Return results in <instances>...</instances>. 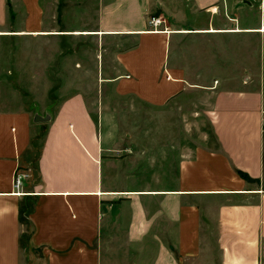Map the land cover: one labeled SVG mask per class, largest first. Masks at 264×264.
<instances>
[{
    "label": "crops",
    "instance_id": "1",
    "mask_svg": "<svg viewBox=\"0 0 264 264\" xmlns=\"http://www.w3.org/2000/svg\"><path fill=\"white\" fill-rule=\"evenodd\" d=\"M248 1L0 0V81L33 38L34 65L67 82L36 107L0 91V264H264V9ZM187 104L210 129L190 142Z\"/></svg>",
    "mask_w": 264,
    "mask_h": 264
},
{
    "label": "rangeland",
    "instance_id": "2",
    "mask_svg": "<svg viewBox=\"0 0 264 264\" xmlns=\"http://www.w3.org/2000/svg\"><path fill=\"white\" fill-rule=\"evenodd\" d=\"M34 39L33 38H26L25 40V46H26V58L25 63L19 64L17 61V54L16 51L14 54L11 53L10 58V64L4 65V68L8 67V75L9 80L8 81H0V91L1 90H8L9 91V98L10 103L15 104V102L12 99L16 100V95L18 93V90L21 91V93H24L26 96L27 104L31 107H36V103L40 102L41 99H44L42 95L46 93V91L51 90L50 94L52 100H56L53 96H55L56 90H64L66 81H65V70L64 66L57 65L53 66L52 68L54 71L51 70V66L45 65L42 68H39V66L34 65L33 58H34ZM14 43L13 41L10 42V44ZM16 43V42H15ZM12 46V45H10ZM40 77H48L50 79H39L38 73H40ZM52 74V75H51ZM197 100L199 99L196 98ZM201 106L209 105V98L202 96L201 98ZM53 101V103H55ZM50 103V102H48ZM39 105V104H38ZM40 106V105H39ZM201 106H197L199 109L198 111H201ZM195 114L192 109L186 105V118L185 120L190 121L194 120L193 116H195V119H198L200 122H202V125H197V127H188L186 128L187 133V139L189 140L188 136H205L206 134L210 133V129L207 128L206 125V118H201V116ZM190 115V117H189ZM199 116V117H198ZM191 126V125H190ZM200 126V127H199ZM194 132V133H193Z\"/></svg>",
    "mask_w": 264,
    "mask_h": 264
},
{
    "label": "built area",
    "instance_id": "3",
    "mask_svg": "<svg viewBox=\"0 0 264 264\" xmlns=\"http://www.w3.org/2000/svg\"><path fill=\"white\" fill-rule=\"evenodd\" d=\"M260 3H261L262 9H264V0H260ZM148 24L151 29L150 31H155V32L168 31L166 28H163L165 25V20L160 16H150L148 18ZM29 176H30V173L28 171H25V172L20 171V170L16 171L14 186L17 190L15 194L17 195L22 194V192L20 191V188L23 184L24 179L28 178Z\"/></svg>",
    "mask_w": 264,
    "mask_h": 264
},
{
    "label": "water",
    "instance_id": "4",
    "mask_svg": "<svg viewBox=\"0 0 264 264\" xmlns=\"http://www.w3.org/2000/svg\"><path fill=\"white\" fill-rule=\"evenodd\" d=\"M246 2L249 3L248 0H246ZM49 119V116H46V117H41L39 114L36 115V120H48Z\"/></svg>",
    "mask_w": 264,
    "mask_h": 264
},
{
    "label": "bare ground",
    "instance_id": "5",
    "mask_svg": "<svg viewBox=\"0 0 264 264\" xmlns=\"http://www.w3.org/2000/svg\"><path fill=\"white\" fill-rule=\"evenodd\" d=\"M4 34V33H3ZM79 34H81V33H79ZM2 35V34H1Z\"/></svg>",
    "mask_w": 264,
    "mask_h": 264
}]
</instances>
